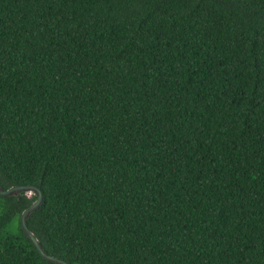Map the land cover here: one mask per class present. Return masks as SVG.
Returning <instances> with one entry per match:
<instances>
[{
  "label": "trees",
  "instance_id": "1",
  "mask_svg": "<svg viewBox=\"0 0 264 264\" xmlns=\"http://www.w3.org/2000/svg\"><path fill=\"white\" fill-rule=\"evenodd\" d=\"M69 264H264V0H0V187ZM0 196V264L44 261Z\"/></svg>",
  "mask_w": 264,
  "mask_h": 264
},
{
  "label": "water",
  "instance_id": "2",
  "mask_svg": "<svg viewBox=\"0 0 264 264\" xmlns=\"http://www.w3.org/2000/svg\"><path fill=\"white\" fill-rule=\"evenodd\" d=\"M24 194L27 197L34 196V202L19 216V224L22 232L24 233L25 237L33 244L34 248L40 255V257L48 262L54 264H69L63 259L56 258L48 253H46L38 239L35 235L29 230L27 221L31 214L35 213L43 203V194L42 190L35 186V185H15L8 189H3L0 187V196L1 197H18L19 195Z\"/></svg>",
  "mask_w": 264,
  "mask_h": 264
}]
</instances>
